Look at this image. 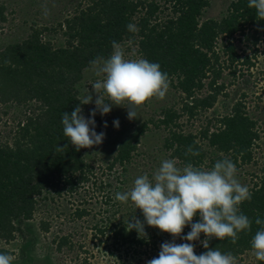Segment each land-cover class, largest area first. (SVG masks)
Instances as JSON below:
<instances>
[{
	"label": "trees",
	"instance_id": "obj_1",
	"mask_svg": "<svg viewBox=\"0 0 264 264\" xmlns=\"http://www.w3.org/2000/svg\"><path fill=\"white\" fill-rule=\"evenodd\" d=\"M160 1L87 0L84 8L58 24H64L65 44L54 47L41 38L48 28L33 26L25 39L0 50V104L12 102L24 107V118L12 125L9 139H2L0 131V238L13 239L17 230L14 220L33 217L36 196L43 190L73 192L91 182L93 167L83 158L90 141L89 125L79 115L84 103L75 84L81 80L83 69L110 59L115 47L128 39L136 44L142 62L129 72L124 68L118 71L121 82L134 77L143 97L153 91L151 84L163 82L190 99L181 111L164 108L154 122V126L167 130L163 146L181 164L183 182L202 191L200 197L191 199L154 194L167 210L182 219L194 217L203 225L199 231L202 241L188 264L236 258L264 237V174L239 196L232 184L206 193L210 184L206 167L210 174H219L228 167L239 168L253 161L259 134L241 101L233 105L231 113L216 119L218 126L214 129L208 122L196 133L184 132L178 123L183 113L193 117L215 104L223 87L217 84L222 66L216 65L226 62L235 76L238 63L252 64L248 55L238 53L232 40L235 34L243 35L252 27L253 33L246 39H251L252 44L259 41L258 33H264V0H233L221 19H202L209 0ZM4 20L0 5V21ZM218 38L220 52L215 50ZM220 53L226 57L222 62ZM210 75L208 93L195 95ZM32 101L38 103V112L28 105ZM3 113L0 111V122ZM147 128L148 123L142 122L124 135L109 169L115 163L131 160ZM204 140L214 149L209 159ZM105 197L109 204L111 196ZM87 213V209H76L75 216ZM154 225L149 221L135 232L108 218L94 225V235L106 236L109 251L125 245L155 248V239H163L159 232H151ZM40 226L47 231V223ZM67 243L68 236L59 237L57 248ZM6 253L0 251L1 256ZM162 258V253L156 257Z\"/></svg>",
	"mask_w": 264,
	"mask_h": 264
},
{
	"label": "rangeland",
	"instance_id": "obj_2",
	"mask_svg": "<svg viewBox=\"0 0 264 264\" xmlns=\"http://www.w3.org/2000/svg\"><path fill=\"white\" fill-rule=\"evenodd\" d=\"M232 1L209 0L202 19H221L227 15ZM160 3L163 4V0ZM0 5L5 16V20L0 21V50L9 43L25 39L33 26L47 27L41 38L57 47L65 44L64 24H58L84 8L87 0H0ZM252 33L251 27L243 35L235 34L232 40L238 53L248 55L252 64L238 63L235 76L229 72L226 62L216 65L222 66L217 84L223 87L215 104L193 117L183 113L178 120L184 132L196 133L208 122L214 129L218 126L216 119L231 113L233 105L241 101L246 114L256 122L259 139L253 147V161L239 168L228 167L225 173L219 174H210L206 167L210 182L206 187L207 194L232 184L239 196L264 174V33H258L260 39L256 44L246 39ZM220 48L218 38L215 50L220 52ZM225 59L220 53L219 61ZM141 62L136 44L128 39L115 47L110 59L96 61L83 69L82 78L75 87L84 103L79 115L89 125L90 141L83 151V158L93 167L91 182L73 192L63 190L58 194L43 190L37 195L33 217L14 220L17 230L13 239L0 238V251L7 252L0 255V264H188L192 260L202 241L199 231L203 225L194 217L180 218L154 196L159 192L185 199L202 195L200 188L183 182L181 164L170 157L171 151L163 146L167 130L163 126H154L164 108L181 111L184 102L190 99L163 82L151 84L153 91L144 97L134 77L121 82L118 71L124 68L129 72ZM210 79L211 75L203 80V89L195 95L208 93ZM37 104L35 101L28 103L34 112H38ZM23 109L22 105L12 102L0 104V111H4L0 122L2 139H9L12 125L24 118ZM142 122H147L148 128L140 137L131 160L125 164L115 163L109 169L119 141ZM202 144L209 159L214 155V149L207 146L206 140ZM106 194L111 196L109 204L105 202ZM76 209H87L88 213L76 217ZM108 218L126 224L135 232L151 221L155 223L151 232H159L163 242L157 238L155 248L125 245L109 251L110 241L106 236L94 235V225L102 224ZM42 222L48 224L47 231L41 229ZM64 235L70 243L58 249L57 239ZM160 253L164 258L157 260ZM209 264H264V237L236 258Z\"/></svg>",
	"mask_w": 264,
	"mask_h": 264
}]
</instances>
